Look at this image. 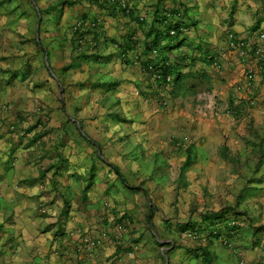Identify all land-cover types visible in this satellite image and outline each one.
Instances as JSON below:
<instances>
[{"label": "crops", "instance_id": "crops-1", "mask_svg": "<svg viewBox=\"0 0 264 264\" xmlns=\"http://www.w3.org/2000/svg\"><path fill=\"white\" fill-rule=\"evenodd\" d=\"M23 1L0 0V264H264V52L228 42L263 47L264 0ZM168 11L186 76L146 98ZM224 209L233 235L204 216Z\"/></svg>", "mask_w": 264, "mask_h": 264}, {"label": "trees", "instance_id": "trees-1", "mask_svg": "<svg viewBox=\"0 0 264 264\" xmlns=\"http://www.w3.org/2000/svg\"><path fill=\"white\" fill-rule=\"evenodd\" d=\"M93 4L97 5L101 9L105 8H116L122 14L126 16L134 15L135 11L133 8L126 5V8L120 6V0H90ZM74 2H64L61 5H73ZM175 12L168 11L162 16H159L158 13H155V23H160L165 26V29L161 31H156L154 33V38L149 44H145L144 49L141 52V55L138 58V62L142 68L144 74L147 75L148 80L151 82L147 85L146 90L141 91L144 97L148 98L149 96L158 95L161 93V90L167 92L170 98L175 99L179 96V93L183 87V80L186 75L181 73V67L177 61H169L167 53L171 51L172 47L170 44L176 40L179 35L183 32V26L179 21H174L173 18ZM139 21H143V18L139 17ZM142 23V22H141ZM173 32V35H170V32ZM74 36L76 40L81 41L83 39V34L79 31H75ZM167 42L165 45H161L162 42ZM130 50V47L125 48V52ZM155 52L157 55L155 57L151 56ZM210 61V60H209ZM154 76V79L152 78ZM171 78L170 88L165 89L166 79ZM201 77V76H198ZM228 110L231 112L233 109L228 106ZM212 225L218 226L220 223H224V230L227 232V235L235 234L239 229L240 225L238 224L237 217L240 216V213L233 212L230 209H224L217 213H206L204 215ZM232 223H235L232 225ZM263 227H261V230ZM210 237L219 238L221 236L220 230H214L210 234Z\"/></svg>", "mask_w": 264, "mask_h": 264}, {"label": "built area", "instance_id": "built-area-1", "mask_svg": "<svg viewBox=\"0 0 264 264\" xmlns=\"http://www.w3.org/2000/svg\"><path fill=\"white\" fill-rule=\"evenodd\" d=\"M120 6L122 8H126V3L123 1V0H120ZM174 33L171 31L170 32V35H173ZM260 39H261V42L263 44V47L262 48H259V47H254V48H251L250 45L246 44L245 42L241 41V40H238L233 34H228V42H229V46L230 48H236L238 50V53L240 54V56H247L249 55V53H253L257 59L259 60L261 57H262V54L264 52V35H260ZM254 73L253 72H247L246 75H245V78H244V82L243 84H241V86L239 88H243L246 92H249L251 89H252V84H253V81H254ZM154 79V76L152 77ZM170 84H171V78L168 77L166 79V86H165V89H169L170 88ZM168 99V98H167ZM166 102V101H165ZM163 104V103H162ZM250 104H252V102H250ZM211 109L213 110L214 113H218V106L212 102L211 104ZM226 113L227 114H230L231 112L229 110H226ZM235 223H232V225H234ZM121 225L119 226H116V228L118 230L121 229ZM105 237L106 234H102L101 237ZM88 249H94L95 247H97L98 245L101 244V238H86L84 239L83 241Z\"/></svg>", "mask_w": 264, "mask_h": 264}, {"label": "rangeland", "instance_id": "rangeland-1", "mask_svg": "<svg viewBox=\"0 0 264 264\" xmlns=\"http://www.w3.org/2000/svg\"><path fill=\"white\" fill-rule=\"evenodd\" d=\"M37 1L36 0H27V3L25 6H27L28 10H33L35 9ZM10 7L12 9L17 8L19 5H23L24 1L23 0H10L9 2Z\"/></svg>", "mask_w": 264, "mask_h": 264}]
</instances>
